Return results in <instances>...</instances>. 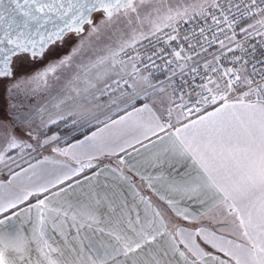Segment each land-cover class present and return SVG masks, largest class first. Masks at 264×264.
<instances>
[{"label":"snow or ice","instance_id":"obj_1","mask_svg":"<svg viewBox=\"0 0 264 264\" xmlns=\"http://www.w3.org/2000/svg\"><path fill=\"white\" fill-rule=\"evenodd\" d=\"M261 5H264V0H259V3L258 0H251L250 4L244 5L246 11H241L240 4H234L233 0L210 2L204 0L199 6L190 5L175 9L168 6V0H23V3L20 0H0V77H15L18 71H24L29 57L35 60L37 57L45 56L49 47L56 41L63 40L68 33L77 35L82 33L85 24L92 25L89 35L121 22L125 26H131L133 23L141 25L145 22L151 23L152 36L161 32L163 28L171 27L177 34H168L165 41L168 43L179 40L175 27L178 21H187L192 15L206 17L209 15L208 7L217 10L223 19L212 14V20L217 26L223 23L227 27V31L222 27L219 31L224 33L229 43L225 44L224 40H220L219 44L222 49L226 48L227 52L232 54L229 60L231 66L221 69L205 63L202 73L198 66L193 67L192 72L200 77L201 82L196 85L199 91L195 92L194 105L187 109L188 113H200L202 108L212 107L211 111L181 127H176L171 123L173 109L171 103H168L166 111L169 120L163 122V115H157L154 109L157 105L161 110L165 109L167 90L164 82L161 81L159 85L153 83L149 78L152 73L144 75L137 64L133 63L132 72L128 74L131 76V82L123 76L112 81L116 89H124L125 86L132 89L131 92H122V95L127 96L125 104L133 106L132 111L126 112L119 120H112L111 124L105 123L103 128L90 136H85L83 140L70 145L67 149L52 150L61 155H69L71 150L86 149L84 154L91 160L96 158L95 154L103 153L107 147L108 141L103 133L114 125H122L131 120L135 127L143 129L144 139L156 136L160 140L164 139L161 133L169 135L168 130L174 128L170 133L174 138L173 150L181 158L190 161L191 170L186 173L188 180L184 186L181 188L173 186L172 190L181 191L189 199L200 200L201 194L205 192L218 197L217 203L200 215H208L213 210L226 211L227 216L232 218L231 223L238 232V239L242 241L236 243L224 240L204 230H198L194 234L177 230L174 235L181 237L179 242L192 257H195L194 260L188 259L184 252H179L184 264H229L230 261H235V264H264V7ZM162 6L167 7L163 15ZM233 8L236 12H233ZM96 12L103 13L99 24H95L91 18L92 13ZM257 15L259 19H256ZM48 24L53 26V30L47 29ZM41 29L44 31L41 32ZM34 34L40 37L39 40L34 38ZM139 39H147V36L143 33L139 37L134 35L132 42L123 44L119 51L123 52L125 48L133 47ZM184 40L187 41L188 37L185 36ZM231 44L235 47H230ZM189 47L193 46L189 44ZM162 51L163 49L146 52L143 59L149 63L144 64V67L154 66L159 69L157 59L164 63L165 68L172 64V60L163 59ZM182 52V48L180 51L172 52L176 61L191 59L189 56H182ZM118 55L119 52L112 54L113 66L117 62L114 58ZM13 57H17V60L13 61ZM106 59L107 57L98 63L102 64ZM216 59L219 63V57ZM70 60L71 57H65L34 75H21L9 92L11 93L13 89L19 91L31 85L46 84L49 74L55 73L60 67L68 66ZM177 66L183 75L185 65ZM176 75V71H173L167 79L171 81ZM196 76L192 79L195 80ZM186 84L187 81L182 83L181 91ZM106 87L111 89V85ZM205 93L208 94L207 97ZM137 102H142V105L135 107ZM73 115L76 113L69 111L67 116H59L57 119H67ZM186 118V113L181 111L176 123L180 124L181 120ZM17 119L21 124H29L31 116L25 118L21 115ZM57 119L49 117L48 123L55 124ZM44 126L47 127V124ZM0 132L4 133L7 143V147L0 152V162L4 160V152L15 148L32 147L31 144L18 140L14 134L8 132L3 122H0ZM28 134L36 139L31 131ZM57 139L58 137L53 135L45 139L40 147ZM136 142L142 141L137 139ZM117 151L124 152L126 148L123 145L112 147L109 148L108 154L116 155ZM125 163L122 157L119 158L120 165ZM85 166L94 167L91 162ZM83 167L72 169L70 174L57 176L34 189H22L6 202L0 201V264H164L160 258V251L153 252L149 249L145 252V247L153 244L158 236L164 235V232L156 230L149 232L151 222L145 225L139 218L134 222L129 220L126 225L117 219L108 230L97 227L96 233L110 237L106 242L103 239L94 241L93 238L81 236V229L87 227L91 230L93 224L100 223L96 215L92 212H82L81 216L87 221L84 223L73 214L71 220L76 235L70 237L63 227L68 211L49 207L47 203L49 197L44 196L43 199L38 198L34 205L21 209L29 216L33 209L37 212L31 235H26L22 226L15 227V218L19 216V212L10 210L24 204L32 196L39 197L48 193L50 188L63 185L66 180L79 175ZM193 171L195 175L192 174ZM64 191L65 188H60L55 194L59 195V192ZM160 199L164 200L165 197L161 196ZM166 202L177 216L190 219L186 208L177 207L173 200ZM148 206L152 207L151 204ZM155 215L160 217L162 213L156 211ZM160 223L163 224V220ZM49 225L60 232L64 241L62 247L53 246L49 242L47 236ZM194 237L204 239L213 248L223 252L229 257V261L218 260L217 257L205 253ZM33 251L36 253L35 257ZM176 251L178 249L173 247L172 252L175 254ZM162 254L166 256L167 250H163Z\"/></svg>","mask_w":264,"mask_h":264},{"label":"crops","instance_id":"obj_2","mask_svg":"<svg viewBox=\"0 0 264 264\" xmlns=\"http://www.w3.org/2000/svg\"><path fill=\"white\" fill-rule=\"evenodd\" d=\"M171 100V96L167 92L166 105ZM141 105L142 102L134 106L139 107ZM132 107H126L104 122L97 124L95 128L80 138L59 144L55 148L61 150L69 148L70 145L83 140L85 136H90L93 132L103 128L105 123L111 124L112 120H119L126 112L132 111ZM154 111L157 112V115L163 114V110L160 109L159 105ZM206 112L201 115L206 114ZM179 113H174L175 120H177ZM199 116L186 121L182 119L176 127H181ZM172 131H174V128L168 130L169 135L161 133L160 135L164 136L163 140L158 139L156 136L144 139L143 129L135 127L130 120L122 125H114L103 133L108 145L104 148L103 153H94L96 155L95 159L90 160L89 156L84 154L86 149L71 150L69 155H61L59 152L52 150L51 153L46 155L33 156L24 165L20 167L18 165L12 171L8 170L9 172H5L7 173L6 176L0 178V201L6 202L8 199L14 198L22 189H34L48 180L63 176L65 173L70 174L72 169L84 166L79 175L73 176L71 180H66L63 185L50 188L48 193H44L39 197L32 196L24 204L10 210L19 212V216L15 218V227L20 228L22 226L24 233L30 236L32 224L37 218V212L33 209L29 216L27 212L21 211V209L34 205L38 198L43 199L44 196H48L47 203L49 207L68 211V217L64 218L66 223L63 227L70 237L76 235V229L72 227L71 216L76 214L78 220L86 223V218L81 216V213L85 211L92 212L100 220L98 225L93 224L91 230L87 227L81 229L82 237H90L94 241L101 239L106 242L109 241L110 237L96 233L95 229L101 227L108 230L112 228L114 221L117 219L122 220L125 225L129 220L134 222L138 218L145 225L151 222L152 227L148 231H163L164 235L158 236L153 244L147 245L145 252L149 249L153 252L160 251V258L164 264H184L179 252H184L188 259H195L179 242L181 237L174 235L177 230L193 234L198 230H204L218 238L241 243L242 241L238 239V232L234 228L233 230L226 229L233 225L231 223L232 218L227 216L226 211L217 212L213 210L208 215H200L201 212L216 204L218 197H214L210 192L202 193L200 200L204 202L201 203L200 200L189 199L181 191L172 190L173 186L177 188L184 186L185 181L188 180L186 173L191 170L190 161L181 158L173 150L172 141L174 138L170 135ZM137 139L142 142L137 143ZM119 145H123L126 151H117L116 155L108 154L109 148ZM121 157L126 161L124 165L119 164V158ZM89 162L94 167H86L85 165ZM192 174L195 175V172L193 171ZM68 185H71V187H68ZM60 188H65L66 191L59 192V195H56L55 193ZM161 196L165 199L161 200ZM167 200H173L177 207L181 209L186 208L190 214V219L177 216L168 206ZM97 201H100V203L98 204ZM149 204L152 205L151 208H149ZM156 211L161 212L162 215L157 217L155 215ZM161 220H163V224L160 223ZM77 227H79V224ZM47 236L53 246H63L64 241L60 232L54 230L51 225L48 227ZM194 238L205 253L217 257L218 260L229 261V257L213 248L211 244L206 243L204 239ZM173 247L178 249L175 254L172 252ZM163 250H167L168 254L166 256L162 254ZM35 255L36 253L33 251V256L35 257ZM120 259H123V257H120ZM229 264H235V261H230Z\"/></svg>","mask_w":264,"mask_h":264},{"label":"rangeland","instance_id":"obj_3","mask_svg":"<svg viewBox=\"0 0 264 264\" xmlns=\"http://www.w3.org/2000/svg\"><path fill=\"white\" fill-rule=\"evenodd\" d=\"M203 2L204 0H168V6L175 9L190 5L199 6ZM166 11L167 7L162 6L161 15ZM102 17L103 14L97 12L92 19L95 24H99ZM91 29L92 25H87L83 34L66 35L63 40L51 45L45 56L35 60L29 57L24 71H18L15 77L0 78V122H3L5 129L18 140L32 145L31 148H15L4 152V160L0 162V175L35 155L51 153L69 134L100 124L131 106L125 104L127 96L122 95V92H131L132 89L125 87L111 91L106 87L130 68L129 64L122 65L117 62L113 66L112 54L119 52L123 44L131 43L134 35L139 37L143 33L149 36L152 31L151 23H133L131 26H125L121 22L89 35ZM65 57H71L68 66L60 67L55 73L49 74L46 84L31 85L19 91L13 89L9 92L21 75H34ZM105 57L107 59L104 63H98ZM16 60L17 57H14L13 61ZM166 107L167 105L163 113ZM69 111L75 112L76 115L63 120L57 119L59 116H67ZM21 115L25 118L31 116L29 124L20 123L17 117ZM49 117L57 119V123H48ZM67 130L70 132L65 134ZM30 131L36 139L29 136ZM53 135L58 139L40 147L45 139ZM6 147V138L4 133L0 132V152ZM233 228L232 225L226 229Z\"/></svg>","mask_w":264,"mask_h":264},{"label":"built area","instance_id":"obj_4","mask_svg":"<svg viewBox=\"0 0 264 264\" xmlns=\"http://www.w3.org/2000/svg\"><path fill=\"white\" fill-rule=\"evenodd\" d=\"M233 3L240 4L241 11H246L244 5L250 4L251 0H233ZM261 6L264 7V5ZM207 12L209 13V15H207L206 17L192 15L187 19V21H178V23L175 25L179 34L178 41H171L166 43L165 41L168 34L176 35L177 33H174L171 27L163 28V30L157 33L155 36L149 35L147 36V39H142L141 41L136 42L133 47L125 48L123 52L119 51V55L115 57L118 64H129L130 68L127 72L122 73L114 80L120 79V77L123 76L124 79H127L131 82V76L128 74L132 72V64L136 63L137 67L144 75L152 73L149 78L152 79L153 83L159 85L161 81L164 82V86L172 99L170 103L173 112L170 119L171 123L175 126L177 125V120H175L174 118L175 112H185L187 118L183 120L186 121L212 109V107H207L206 109L202 108L200 113L187 112V109L192 107L195 103V92L199 91L196 85L201 82L200 77L196 76V73L192 72V68L198 66V70L202 73L204 71L203 65L205 63H208L211 66L219 67L221 69L225 66H231L229 64V60L231 59L232 54L228 53L226 48L222 49L219 44L220 40H224L225 44L229 43L228 40L225 39L224 33L219 31V28L221 27L225 28V31H227V27L223 23L217 26L213 22L212 14H215L221 20L223 19L219 16V12L217 10L208 7ZM233 12H236L235 8H233ZM237 15H239V13H237ZM259 18L260 17L257 15L256 19ZM201 29H203L202 32ZM228 35H231V33H228ZM185 36L188 37L187 41L184 40ZM257 39H259V37H257ZM189 44H191L193 47H189ZM229 46L233 48L235 47L234 44H231ZM181 48L183 49L182 56H189L191 57V59H181L179 61L175 60L172 52L180 51ZM159 49H163V51L161 52L163 59L172 60L173 63L165 68L164 63L161 60L157 59L156 64L159 65V69L154 66L145 68L144 64L149 63L146 59H143L145 53ZM134 57H139L140 59H130ZM217 57H219V63H217ZM142 59L143 63H141ZM178 64L185 65L183 75H181L180 73V70L177 66ZM173 71H176L177 75L172 77L171 81H169L167 78L171 76ZM193 76H196L195 80L192 79ZM184 81H187V84L183 86V91H181L180 86ZM121 83H123V81H121ZM109 85H111V91H113L112 89H115L114 91L121 90L116 89V86L112 84V82ZM204 95L205 97H207L208 94L205 93ZM180 105H183L184 107L181 108L179 107ZM162 115L164 117L163 122H168L169 117L166 110Z\"/></svg>","mask_w":264,"mask_h":264},{"label":"trees","instance_id":"obj_5","mask_svg":"<svg viewBox=\"0 0 264 264\" xmlns=\"http://www.w3.org/2000/svg\"><path fill=\"white\" fill-rule=\"evenodd\" d=\"M138 103H141V102H137L136 104H138ZM96 126H97V125H95V126H90V127L86 128V129H84L83 131H76V132H74V133H72V134H69V135L66 137V139H65L63 142L60 143V145L66 143V142H68V141H70V140H75V139L80 138L81 136H83L84 134L88 133L89 131H91V130H92L93 128H95ZM56 129H57V126H56ZM69 132H70V131H69ZM69 132H68V130H67V131H65L64 133H65V134H68ZM38 156H40V154L35 155V157H38ZM26 162H27V161H26ZM26 162L20 164L19 167L22 166V165H24ZM16 168H17V167H16ZM14 169H15V168H14ZM14 169L12 168V169H10L9 171H12V170H14ZM9 171H8V172H9ZM6 174H7V173H4V174L0 175V178L6 176Z\"/></svg>","mask_w":264,"mask_h":264},{"label":"water","instance_id":"obj_6","mask_svg":"<svg viewBox=\"0 0 264 264\" xmlns=\"http://www.w3.org/2000/svg\"><path fill=\"white\" fill-rule=\"evenodd\" d=\"M20 2L21 3H23V0H20ZM9 7H14L13 5H9ZM97 13V12H96ZM102 13V12H101ZM95 13H92V15H91V18H92V16L94 15ZM103 14V13H102ZM88 24H85L84 26H83V32L82 33H80V34H83L84 33V31H85V27L87 26ZM46 27H47V29L48 30H53V26L51 25V24H48V25H46ZM44 31V29H41V32H43ZM68 34H70V33H68ZM67 34V35H68ZM73 34H75V33H73ZM79 34V35H80ZM66 36V35H65ZM34 38L35 39H37V40H39V36H35V34H34ZM61 40H58V41H56L55 43H57V42H60ZM13 59H14V57H13ZM0 78H10V77H0Z\"/></svg>","mask_w":264,"mask_h":264},{"label":"flooded vegetation","instance_id":"obj_7","mask_svg":"<svg viewBox=\"0 0 264 264\" xmlns=\"http://www.w3.org/2000/svg\"><path fill=\"white\" fill-rule=\"evenodd\" d=\"M70 34H73V33H70Z\"/></svg>","mask_w":264,"mask_h":264}]
</instances>
